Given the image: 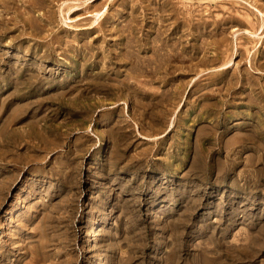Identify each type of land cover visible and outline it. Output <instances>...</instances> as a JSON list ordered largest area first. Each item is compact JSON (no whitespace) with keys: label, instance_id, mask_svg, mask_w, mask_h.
I'll return each mask as SVG.
<instances>
[{"label":"rangeland","instance_id":"obj_1","mask_svg":"<svg viewBox=\"0 0 264 264\" xmlns=\"http://www.w3.org/2000/svg\"><path fill=\"white\" fill-rule=\"evenodd\" d=\"M0 264H264V0H0Z\"/></svg>","mask_w":264,"mask_h":264}]
</instances>
